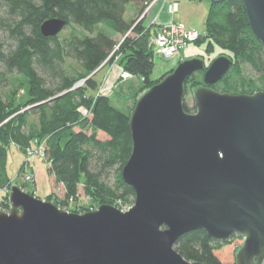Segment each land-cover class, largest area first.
<instances>
[{
    "label": "water",
    "instance_id": "95a60500",
    "mask_svg": "<svg viewBox=\"0 0 264 264\" xmlns=\"http://www.w3.org/2000/svg\"><path fill=\"white\" fill-rule=\"evenodd\" d=\"M223 2L224 0H212ZM264 46V0H243ZM68 20L41 25L58 35ZM234 65L221 54L195 56L146 90L130 113L132 154L122 169L135 195L123 211L109 203L79 213L13 185L0 208V264H208L176 248L182 234L243 238L235 264H264V90H216ZM204 71L184 106L186 81Z\"/></svg>",
    "mask_w": 264,
    "mask_h": 264
},
{
    "label": "trees",
    "instance_id": "16d2710c",
    "mask_svg": "<svg viewBox=\"0 0 264 264\" xmlns=\"http://www.w3.org/2000/svg\"><path fill=\"white\" fill-rule=\"evenodd\" d=\"M151 1L0 0V32L11 41L6 45L0 39V189L13 179L8 168L10 148L18 145L25 149L35 140L44 139L55 184L64 187L62 200L53 196L49 199L61 208L72 198H79L80 185L92 204L84 205L85 210L135 199L133 188L124 182L121 173L132 154L130 112L115 107L109 96L96 95L99 83L94 75L104 62H114L121 55L124 70L143 77V89L159 81L152 75L155 65L150 45L158 28L142 16ZM129 3L139 9L138 18H126ZM209 8L205 32L196 41H208L212 48L218 45L229 51L234 61L231 69L245 63L264 75V46L250 26L244 1L210 0ZM53 17L67 19L91 34L65 39L60 33L45 36L41 25ZM98 23L108 24L113 34H120V45L113 34L101 30L95 33ZM68 59L74 60L77 68H71ZM204 74L203 70L196 71L186 81L185 95L205 85ZM227 75L211 86L219 90L218 84ZM81 80L84 82L79 84ZM24 87L27 92L21 100L19 91ZM184 106L189 111L195 109L186 101ZM32 112L38 113L37 126L29 124ZM102 132L106 139L99 138ZM113 172L115 186L104 179ZM9 207V192H2L0 208ZM236 237L241 236L219 241L205 230L194 229L182 234L175 246L190 261L223 264L226 246Z\"/></svg>",
    "mask_w": 264,
    "mask_h": 264
},
{
    "label": "rangeland",
    "instance_id": "374dc122",
    "mask_svg": "<svg viewBox=\"0 0 264 264\" xmlns=\"http://www.w3.org/2000/svg\"><path fill=\"white\" fill-rule=\"evenodd\" d=\"M153 1V0H152ZM149 3V5L152 3ZM175 1V0H172ZM176 5L175 9H169L170 12L174 11L177 12L176 19L179 22H183L186 24L188 28L196 27L198 30L204 34L205 32V22L206 17L209 12V5L210 0H177V2H173ZM149 5L144 9L143 15L145 16V21L147 20L148 24L149 21ZM179 5V10H178ZM139 17V9L134 6L133 3L128 4L126 18L134 19ZM103 31L109 34H113L114 32L105 23H98L95 27V33L97 31ZM86 34H91L90 31L83 28L82 26L76 25L73 22H69L67 26L62 30L59 34L61 39H65L70 35H79L81 37L86 36ZM118 44L121 42L122 37L120 34H113ZM153 37V36H152ZM150 39V45L153 47L154 51V69L152 72L153 78L158 79L159 81L163 80L167 74L174 71L177 67L178 63L183 61L186 58H193L195 56L202 57L207 65L211 63L217 56L221 54L229 55V51L222 50L219 48L218 45L212 48V46H208V41L200 42L194 41L189 46L184 48L180 52L179 55H175L172 58H165L161 57L157 53H155V45L153 43V38ZM0 39L4 40L6 45H10L11 41L7 38V34L0 32ZM120 45V44H119ZM119 45L117 49L119 48ZM122 56L117 57L114 62H104L99 68L97 72H95L94 77L98 80L99 89L96 92V95L105 94L109 96L112 100V103L118 109L124 110L126 112H132L133 107L136 102L139 100V97L143 95V93L148 89H143L144 81L143 77L134 76L129 74L124 70V66H122ZM68 64L71 68H77V64L74 60L68 59ZM228 75L225 81H222L218 84L219 91L222 92H231L235 94L239 93H253L254 91H261L264 90V75H261V72L256 71L250 64L242 63L238 65V68L230 69L228 71ZM198 77H202L201 74L197 75ZM158 81V82H159ZM84 80H81L79 84H82ZM27 88L24 87L23 90L20 89L19 91V98L25 99ZM192 90L188 94H186L185 101L191 108L195 107L193 102V95ZM136 101V102H135ZM32 107V106H29ZM195 111V109L193 110ZM29 124L31 125H39V117L38 113L31 114L29 118ZM99 138L106 139L107 135L105 133H100ZM44 143V139H37L34 143ZM42 143V144H43ZM37 148H35L36 151ZM9 174L12 176V182L8 185H17L14 183L23 184L27 192H34L36 196L39 198H45L46 200H53L49 199V197L53 196L54 199L62 200L64 198V187L59 185L54 181L53 173L50 170V160L47 157H43L38 155L35 158H32L26 150L22 147H18L17 145H13L10 148L9 152ZM28 173H31L32 179L27 180L25 177ZM105 181L115 186L116 180V172H113L112 175L104 178ZM12 185V186H13ZM21 186V185H20ZM79 190V198L67 201L64 204L67 210L75 211L79 213H84L86 208L85 206L92 205L91 200L85 194L84 186L80 185ZM4 188V187H3ZM1 188L0 194L5 190ZM23 188V187H22ZM53 191V192H52ZM10 196V195H9ZM134 200L129 199L125 203L134 204ZM116 205L120 206V201L116 200ZM114 205V206H116ZM59 206V205H58ZM11 207V204H10ZM5 209L8 211L10 209ZM95 207V206H94ZM99 207V206H97ZM95 207V208H97ZM91 207L89 208V210ZM242 237H236L230 245L226 246L227 251L225 252V258L222 259L223 264H233L236 261V246H241L243 243ZM239 246V247H240ZM220 255L223 251H219Z\"/></svg>",
    "mask_w": 264,
    "mask_h": 264
},
{
    "label": "built area",
    "instance_id": "2783aa9c",
    "mask_svg": "<svg viewBox=\"0 0 264 264\" xmlns=\"http://www.w3.org/2000/svg\"><path fill=\"white\" fill-rule=\"evenodd\" d=\"M175 9V5L172 4L170 6V9ZM203 33L201 30H198L196 28H188L184 23H178L175 21H172V23H167L164 25H161L156 33L153 35V43L155 45V53L160 55L161 57L165 58H172L175 55H179L184 48L189 46L191 43H194L197 39H199ZM84 114H88V111L83 109L82 107L79 108ZM39 143H33L32 145L27 146L25 148L26 153H28L32 158L37 157L38 155L47 157L46 155V141ZM18 146V145H17ZM20 148V146H18ZM35 148L36 151H35ZM27 180L32 179L31 173H28L25 177ZM17 184L18 183H14ZM13 185V184H12ZM12 185H7L3 189L5 192H11ZM118 206L121 210L127 211L129 210L133 205L124 203L120 200V206ZM95 207H91L90 210H94ZM5 210V209H4Z\"/></svg>",
    "mask_w": 264,
    "mask_h": 264
},
{
    "label": "crops",
    "instance_id": "0c3cea01",
    "mask_svg": "<svg viewBox=\"0 0 264 264\" xmlns=\"http://www.w3.org/2000/svg\"><path fill=\"white\" fill-rule=\"evenodd\" d=\"M173 2H177V0H175V1H172V0H153L152 3L149 5V10H148L149 11V18H150L149 22L153 23L157 28H159L161 25H164L167 23H172V21L181 23V22L177 21V19H176L177 12H175V10L170 12V10H169L170 6L173 4ZM175 8H176V5H175ZM178 10H179V5H178ZM146 22H147V20H146ZM194 26H193V28H196ZM54 181H55V176H54ZM47 195H49V194H47ZM47 195H46V197H47ZM46 197L44 199H46Z\"/></svg>",
    "mask_w": 264,
    "mask_h": 264
},
{
    "label": "flooded vegetation",
    "instance_id": "af4514ba",
    "mask_svg": "<svg viewBox=\"0 0 264 264\" xmlns=\"http://www.w3.org/2000/svg\"><path fill=\"white\" fill-rule=\"evenodd\" d=\"M207 64V63H206Z\"/></svg>",
    "mask_w": 264,
    "mask_h": 264
}]
</instances>
